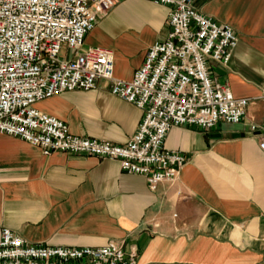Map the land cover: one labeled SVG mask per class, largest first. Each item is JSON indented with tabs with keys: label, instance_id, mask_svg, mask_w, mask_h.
Wrapping results in <instances>:
<instances>
[{
	"label": "crops",
	"instance_id": "0c3cea01",
	"mask_svg": "<svg viewBox=\"0 0 264 264\" xmlns=\"http://www.w3.org/2000/svg\"><path fill=\"white\" fill-rule=\"evenodd\" d=\"M196 10L229 25L237 43L227 63L208 61L210 76L248 99L238 123L209 131L174 126L164 147L185 156L177 177L150 189L145 176L113 159L43 154L0 133V232L31 244L136 251V264L264 263V0H193ZM169 7L121 0L98 16L82 48L113 52V76L130 80L146 49L167 34ZM73 135L124 144L142 111L110 93L108 80L34 104ZM256 125V130L250 126Z\"/></svg>",
	"mask_w": 264,
	"mask_h": 264
},
{
	"label": "built area",
	"instance_id": "2783aa9c",
	"mask_svg": "<svg viewBox=\"0 0 264 264\" xmlns=\"http://www.w3.org/2000/svg\"><path fill=\"white\" fill-rule=\"evenodd\" d=\"M121 0H0V133L26 141L43 154L113 159L125 173L145 176L150 189L174 180L185 156L164 147L174 126L209 131L238 123L248 99L210 76L208 61L225 64L237 36L195 9L193 0H151L169 7L167 34L151 44L130 80L113 76V52L82 48L98 16ZM108 80L110 93L142 111L122 145L80 137L67 124L34 107L72 90ZM256 130V125L250 126ZM264 151V136L259 139ZM136 251L108 242L99 247L31 244L3 228L0 264H136Z\"/></svg>",
	"mask_w": 264,
	"mask_h": 264
},
{
	"label": "rangeland",
	"instance_id": "374dc122",
	"mask_svg": "<svg viewBox=\"0 0 264 264\" xmlns=\"http://www.w3.org/2000/svg\"><path fill=\"white\" fill-rule=\"evenodd\" d=\"M119 2H120V1H119ZM117 3H118V2H117ZM117 3H116V4H117ZM116 4H115V5H116ZM105 13H106V12H105ZM105 13H104V14H105ZM101 15H103V14H101ZM99 16H100V15H99ZM98 18H99V17H98Z\"/></svg>",
	"mask_w": 264,
	"mask_h": 264
},
{
	"label": "water",
	"instance_id": "95a60500",
	"mask_svg": "<svg viewBox=\"0 0 264 264\" xmlns=\"http://www.w3.org/2000/svg\"><path fill=\"white\" fill-rule=\"evenodd\" d=\"M262 264H264V263H262Z\"/></svg>",
	"mask_w": 264,
	"mask_h": 264
}]
</instances>
